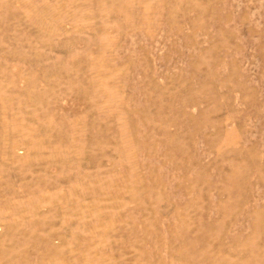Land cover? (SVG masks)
I'll use <instances>...</instances> for the list:
<instances>
[{
    "label": "rangeland",
    "instance_id": "rangeland-1",
    "mask_svg": "<svg viewBox=\"0 0 264 264\" xmlns=\"http://www.w3.org/2000/svg\"><path fill=\"white\" fill-rule=\"evenodd\" d=\"M0 264H264V0H0Z\"/></svg>",
    "mask_w": 264,
    "mask_h": 264
}]
</instances>
